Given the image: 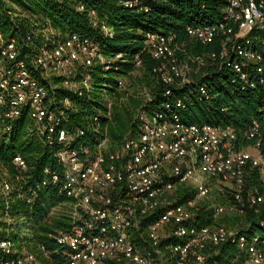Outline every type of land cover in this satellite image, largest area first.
<instances>
[{"label": "built area", "instance_id": "built-area-1", "mask_svg": "<svg viewBox=\"0 0 264 264\" xmlns=\"http://www.w3.org/2000/svg\"><path fill=\"white\" fill-rule=\"evenodd\" d=\"M120 2L133 8L144 0ZM225 2L217 23L187 28L194 42L211 46L207 53L190 55L174 35L147 33L146 49L156 61L152 73L165 100L146 111L153 99L145 90L135 136L115 146L105 139L92 148L75 147L74 135L62 127L65 109L53 106L43 83L61 77L80 95L89 89V75L75 80L81 71L96 63L110 67L92 39L78 34L57 39L48 28L45 41L35 46L31 32L21 39L0 35V139L26 117L27 135L58 147L57 165L43 169L37 188H57L65 201L49 215L68 223L48 234L52 248L26 240L32 235L29 224L9 214L10 195L30 204L37 188H24L29 163L23 156L13 158L14 180L0 156V196L7 208L0 217V264H208L227 244L234 249L219 264H264V219L256 226L247 220L249 213L264 212L263 124L253 119L237 129L187 123L181 116L189 95L210 99L200 79L206 75L230 71L236 91H264V0ZM118 86L124 89V81ZM63 105L71 107L68 99ZM98 121L95 117L99 128ZM179 189L195 194L180 202ZM203 205L210 224L198 218Z\"/></svg>", "mask_w": 264, "mask_h": 264}, {"label": "trees", "instance_id": "trees-1", "mask_svg": "<svg viewBox=\"0 0 264 264\" xmlns=\"http://www.w3.org/2000/svg\"><path fill=\"white\" fill-rule=\"evenodd\" d=\"M225 4V0H144L141 5L143 9H140L139 6L126 7L120 0H0V35L6 39H21L31 32L35 46L45 41L48 28L55 32L54 37L57 39H64L71 34L92 39L110 67L106 69L105 65L96 63L81 71L75 80L89 75V89H84L80 95L65 87L61 77H53L48 82L43 80V83L56 102L53 106L65 109L62 127L74 135L75 147L92 148L105 139L111 146H115L120 145L125 137L135 136L138 128L137 114L146 101V95L140 96L139 87L148 90L153 99L144 107L146 111L154 110L165 100L163 86L152 73L156 61L146 49L147 33L174 35L178 43L186 46L190 55L207 53L212 49L211 46L194 42L187 35V28L217 23ZM103 26L109 28L111 36L106 34ZM26 53L28 51L25 50L22 56ZM137 60H141V65H137ZM229 72L200 77L207 85L211 97L199 101L189 95L186 108L181 111L185 122L233 125L237 129H244L253 119H257L264 126V91H236ZM35 76L41 78L40 72H36ZM120 80L125 83L124 89L118 86ZM130 80L135 81L139 87L129 84ZM66 99L71 103L68 109L63 105ZM95 117L99 120V128L94 122ZM27 124L28 119L24 117L10 136L0 139L1 164L14 180L17 171L12 163L13 158L16 155L23 156L29 163V169L24 173L27 181L24 188L29 185L37 188L42 181L43 169L57 165L54 148L58 147H49L42 139L27 135ZM254 182L260 185L258 177ZM178 192L183 193L184 190L179 189ZM15 194L10 195L8 210L13 218L26 219L32 234L26 240L43 242L52 248L48 234L67 229L68 223L65 218L53 217L49 213L65 198L58 194L54 186L37 188L36 198L30 204L16 198ZM194 194V191L183 193L180 202ZM3 201L0 196V217L7 210ZM205 208L204 205L200 207L198 218L210 224L213 218ZM261 219H264V212L260 215H247V220L254 226ZM230 249L234 247L223 245L208 264L225 261V254Z\"/></svg>", "mask_w": 264, "mask_h": 264}, {"label": "rangeland", "instance_id": "rangeland-1", "mask_svg": "<svg viewBox=\"0 0 264 264\" xmlns=\"http://www.w3.org/2000/svg\"><path fill=\"white\" fill-rule=\"evenodd\" d=\"M191 77H193V76L191 75ZM128 83L131 84V85L136 84V82L133 81V80L128 81ZM134 87H135V86H134ZM136 87H139V86L136 84ZM138 90L140 91V96H141V97H144V96L146 95V93L144 92L143 88H140V87H139ZM150 118H151V117H150ZM257 234H258V235H262V232H261L260 230H258V231H257Z\"/></svg>", "mask_w": 264, "mask_h": 264}]
</instances>
